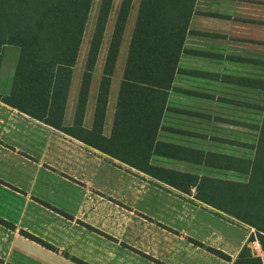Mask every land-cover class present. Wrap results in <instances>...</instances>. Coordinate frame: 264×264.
<instances>
[{
    "label": "crops",
    "instance_id": "0c3cea01",
    "mask_svg": "<svg viewBox=\"0 0 264 264\" xmlns=\"http://www.w3.org/2000/svg\"><path fill=\"white\" fill-rule=\"evenodd\" d=\"M185 46L193 51L182 55L181 67L219 77L228 75L222 66L257 61L253 51L264 48V0H195ZM14 53L0 96L11 91L20 50ZM68 118L70 124L71 111ZM194 195L0 98V218L6 222L0 223V264H20V256L41 257L35 264H233L246 244L264 262L254 227ZM215 220L235 232L218 230Z\"/></svg>",
    "mask_w": 264,
    "mask_h": 264
},
{
    "label": "trees",
    "instance_id": "16d2710c",
    "mask_svg": "<svg viewBox=\"0 0 264 264\" xmlns=\"http://www.w3.org/2000/svg\"><path fill=\"white\" fill-rule=\"evenodd\" d=\"M194 2L140 0L112 123L107 132L112 82L123 53L134 0H121L115 16V0L100 1L70 124L66 123V111L73 69L84 42L93 0H0V52L7 44L16 45L20 50L11 91L0 98L156 180L185 193L195 190L196 199L220 214L254 227L264 248V132L254 158L233 156L166 138L170 134L188 135L192 132L172 126L166 120L167 112L174 109L170 101V93L174 90L180 88L190 95L211 99L213 95L207 93L211 83L236 85L244 81H260L264 90V81L256 80L258 78L231 74L219 77L211 71L181 67L182 55L193 51L186 48L185 40ZM257 60L264 62L263 58ZM101 62L88 120L94 74ZM179 77L189 78L191 87H180L177 83ZM161 159L200 168L235 171L246 174L247 179L231 180L168 167L161 163ZM0 223L6 222L0 218ZM29 236L44 243L31 234ZM252 240L254 235L249 238L250 242ZM209 250L229 258L220 250ZM233 264L264 262L246 244Z\"/></svg>",
    "mask_w": 264,
    "mask_h": 264
},
{
    "label": "rangeland",
    "instance_id": "374dc122",
    "mask_svg": "<svg viewBox=\"0 0 264 264\" xmlns=\"http://www.w3.org/2000/svg\"><path fill=\"white\" fill-rule=\"evenodd\" d=\"M100 1L101 0H93L91 12L86 23L84 42L81 46L78 61L73 69V81L66 111V119L68 118L69 111H71V114L74 113L70 109H72V106H76L81 77L85 68L86 52L96 24ZM120 1L121 0H115L116 6L113 10V16L117 13ZM139 3L140 0H134L129 21L126 26L123 53L120 57L118 70L116 71L112 82L108 105V111L111 116L109 121L107 120L105 128L107 132H109L112 123L116 95L124 69L129 40L135 26ZM14 51H19V47L8 44L1 56L2 67L0 74V87L3 86V83L9 77L12 64L16 62ZM255 52H258L257 55L264 59L263 47H259L258 51H253V53ZM257 61L251 62V60H247V62H241L237 65L232 64L227 67L222 66V68L225 69V72L228 74H236L238 76L240 75L253 79L258 78L256 80L264 81V62ZM101 64L102 62L98 65V69L94 74L92 92H96ZM191 82L192 81H190L187 77L183 79L180 77L179 79L177 78V83L180 87H191L189 86ZM262 83L263 82L260 81L254 83L244 81L236 85L227 82L216 84L211 83L208 85L209 89L207 93L213 95L214 98L212 99L208 97L202 98L197 95H190L180 88L172 91L170 93V101L174 109L167 112V122L172 126L197 133L194 134L195 136L192 132L188 135L170 134L169 136H166V138L173 142L223 152L233 156L254 158L256 156V147L260 144L261 135L264 132V90L261 87ZM248 84H252V86H248ZM198 88L205 90L203 87ZM92 92L90 94V98L92 97ZM76 93L77 97H75ZM75 98L76 102H74ZM90 116L91 114L89 115L88 113V120L90 119ZM161 163L168 167H175L186 171H199L201 174L223 177L231 180L241 181L247 179L246 174L242 175L241 173L235 171H226L215 168H200L170 159H161ZM141 184L146 185L144 183ZM191 193H195V190ZM131 210L134 212L133 209ZM217 222L218 220H215L213 224L214 226H217L218 230L228 235L235 232V229L231 226H228L225 230L226 224L223 222H220V228ZM28 249L30 251H34L33 248ZM22 250H19V252ZM253 250L254 249L252 248V251ZM18 260L20 261V264H35V262L40 263L42 258H34V256H30L28 259L26 256H20Z\"/></svg>",
    "mask_w": 264,
    "mask_h": 264
}]
</instances>
